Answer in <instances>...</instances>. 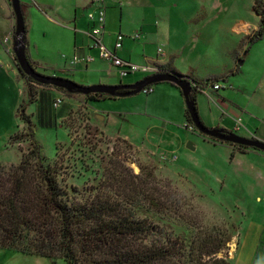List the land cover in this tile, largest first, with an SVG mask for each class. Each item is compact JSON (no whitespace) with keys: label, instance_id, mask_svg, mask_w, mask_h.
<instances>
[{"label":"rangeland","instance_id":"1","mask_svg":"<svg viewBox=\"0 0 264 264\" xmlns=\"http://www.w3.org/2000/svg\"><path fill=\"white\" fill-rule=\"evenodd\" d=\"M38 1L57 8L60 15H45L49 11L38 10L35 0H20L27 9L22 14L25 55L37 74L91 87L80 84L84 73L75 70H86L96 61L105 73L109 70L114 86L134 85L155 75H171L178 82L184 78L197 90L194 102L206 128L264 142V125H259L264 113V35L253 40L260 23L252 9L253 0H113L107 8L110 0H91L96 15L82 8L85 15L79 16L84 22L78 20L77 27L72 24L76 16L72 20L70 14L85 0ZM11 17L12 31L7 34V23L0 15V166L9 171L25 153L26 142L12 143L10 139L13 133L24 132L19 118L24 104L25 115L35 124L45 163L57 169L69 199L84 201L96 193L118 194V186L129 185L123 178L130 181L138 176L135 180L139 182L149 173L154 179L152 186L176 209L168 217L154 219L163 232L191 239L197 231L200 235L219 230L231 238L219 258L230 264H264L259 245L264 243V165L260 158L201 135L191 125L187 129L184 98L172 81L97 104L85 98L94 93L62 92L50 84L30 83L35 93L49 91L56 105L54 128L41 129L35 120L36 107L29 104L26 76L17 69L15 18ZM92 21L90 28L87 24ZM154 24L157 30L147 29ZM92 29L100 30L98 37L89 35ZM139 32L149 34L141 38ZM74 34L75 41H84L91 55L75 49ZM103 52L111 59H104ZM133 55L152 58L135 63L127 59ZM162 56L167 62L156 60ZM115 61L120 64L114 65ZM203 84L207 87L200 89ZM230 100L248 114H256L251 133L245 130V125H250L247 116L236 114ZM232 113L236 115L230 116ZM0 264L64 262L0 251Z\"/></svg>","mask_w":264,"mask_h":264},{"label":"trees","instance_id":"2","mask_svg":"<svg viewBox=\"0 0 264 264\" xmlns=\"http://www.w3.org/2000/svg\"><path fill=\"white\" fill-rule=\"evenodd\" d=\"M20 7L24 6L20 3ZM252 9L260 17L253 39L256 41L264 35V1L253 0ZM25 79L29 104L36 107L35 120L41 129H53L54 98L44 89L35 93L30 83L45 85ZM192 92L191 99L195 100L197 90ZM85 98L93 104L114 99L100 93ZM25 108L23 104L19 109L24 132L10 136L12 143H27L25 153L22 152L21 161L9 171L0 166V251H13L52 263L62 260L64 264H230L218 257L231 240L224 232L198 235L197 231L189 239L162 231L154 219L168 217L176 209L158 194L149 173L139 182L135 180L138 176L130 181L123 178L129 185L118 186V194L96 193L84 201L69 199L59 183L57 169L45 163L42 146L35 137V124L25 115ZM184 119L186 128L192 126L186 109ZM226 144L243 154L247 150L258 151Z\"/></svg>","mask_w":264,"mask_h":264},{"label":"water","instance_id":"3","mask_svg":"<svg viewBox=\"0 0 264 264\" xmlns=\"http://www.w3.org/2000/svg\"><path fill=\"white\" fill-rule=\"evenodd\" d=\"M10 4L13 11V16L15 18L13 53L15 55V60L17 61V67H18L17 69L26 77H30L31 79L37 81L38 83L50 84L57 88L64 89L67 92H71L73 89H76L75 92H79L84 95H87L89 93H100V94H106L114 98H121L130 95H135L149 85L157 84L164 81H172L173 83H177V85H179L182 96L184 98L186 110L190 117V121L195 127V129L201 135L212 138L221 143H229L232 145L245 146L264 153V142L260 140L247 139L244 137H240L234 133L221 131L219 129L206 128L198 116L194 100L190 99L191 97L190 95L192 92L191 85L189 81L188 80L185 81L184 78H180L178 82L174 80L171 77V75H155L146 78L143 81H139L134 85H119V86L97 85L91 87H80L68 80L43 77L37 74L29 65L25 55L24 19L20 8V0H10ZM122 91H126V92H122ZM188 148L190 149L191 147L188 146Z\"/></svg>","mask_w":264,"mask_h":264},{"label":"crops","instance_id":"4","mask_svg":"<svg viewBox=\"0 0 264 264\" xmlns=\"http://www.w3.org/2000/svg\"><path fill=\"white\" fill-rule=\"evenodd\" d=\"M9 1L10 0H0V15H1V17H3V19L6 21V23H7V25L5 26V32H8L7 34H11V31H12V26H13V21H12V17H11V15H13V11H12V8H11V5H9ZM37 1V2H36ZM89 2V3H88ZM91 0H85L84 1V3H82V4H79L78 6H77V8H75L74 10H73V13L72 14H70L71 15V17H72V20L74 19V17L76 16V18H77V20H75L72 24H73V26H75V27H77L78 25H79V21L78 20H81V21H83L84 22V18H81L80 19V16L79 15H85L84 13H85V11H88V14L89 13H93V15H96V7L94 6V5H92L91 3ZM110 2H113V0H110L109 2H106V8L107 7H110ZM87 3H88V5H87ZM34 4H35V6L37 7V9L39 10H48L49 12V14H45V15H60L59 13H57V8L56 9H54V8H52L51 6H46V5H44L42 2H40V1H38V0H35V2H34ZM89 4H91L90 6H89ZM23 6H24V4H22ZM84 6V7H83ZM23 8H25L24 9V14L27 12L26 10V7H23ZM82 8H85L86 10L85 11H83V9ZM105 15H107L106 14V12H105ZM82 17V16H81ZM163 19L165 20V18L163 17ZM93 21H92V24L91 23H88L87 24V26L88 27H90L91 28V25H93ZM156 23H158V22H156ZM151 27H155V30H157V27H156V25L154 24L153 26L152 25H149L148 27H147V29H150ZM89 28V29H90ZM142 29L143 28H141V30L140 31H142ZM153 30H154V28L152 29V32H153ZM76 34H77V30H76ZM76 34H74V47H75V49H77V51L80 53V54H92V52H90V53H87V51H86V44H85V42L83 43V42H78L77 40L75 41V37H76ZM139 34L141 35V38H144V35H148L149 34V32H146V33H141V32H139ZM84 36V35H83ZM10 41V40H9ZM9 43V42H8ZM84 44H85V47H84ZM76 45H78L79 46V48H76ZM121 58H123V59H125V56L123 55V54H121V53H119L118 54ZM164 55H166V54H164ZM167 55H170V54H167ZM150 59L152 58V57H149ZM147 56H144V55H142V56H139V55H133V56H128L127 57V59L128 60H130L131 62H132V59L134 60V62L135 63H143V62H145V61H147V59H149ZM70 59V58H69ZM159 63L160 62H167V60L165 61V59L163 58V56H162V58H157L156 59ZM31 62V61H30ZM67 62H68V64L70 65V62H69V60H67ZM71 66V65H70ZM100 66L101 65H99L96 61H94L93 63H91V64H89L88 65V67L86 68V70H84L83 69V71L82 70H78V69H76L75 71H78L79 73H84V80H82L81 82H80V84L81 85H84V86H93V85H107V86H114V85H117L114 81H112V79L110 78V76H111V74H108L109 73V70L108 71H106V73H105V71H103V70H101V68H100ZM80 69V68H79ZM64 72V71H63ZM179 72L180 73H184L185 74V72L183 71V70H179ZM90 74L92 75V76H90ZM66 77V76H65ZM112 77V76H111ZM68 78V77H67ZM71 80V79H70ZM182 96V95H181ZM198 98V97H197ZM56 99H58V98H56ZM183 99V98H182ZM183 101H184V99H183ZM230 104V106L233 108V111L237 114V113H241V114H243L245 117L247 116V118H248V122L250 123V125H245V130H246V132L248 131L249 133H251L252 132V129L251 128H253V125H252V121H253V119H254V117H256V114L255 113H251V115L250 114H248L243 108V110H241V109H239L238 108V106H237V104H236V102L235 101H228ZM94 104H97V103H94ZM184 105H185V103H184ZM186 109V108H185ZM185 111V110H184ZM235 113H232V114H230V116H234V115H236ZM257 114H259V112H256ZM183 115H184V113H183ZM234 118H236V116L234 117ZM260 119L262 120V122H259V125L260 124H263L264 125V123H263V121H264V113H261V117H260ZM185 120V119H184ZM211 129V128H210ZM258 130H259V128H258ZM226 131V130H225ZM227 132H232V131H227ZM264 132V131H263ZM263 132H262V130H259L258 131V133H257V135H259V137H261V134H263ZM253 134H251V135H249V136H251V137H253L252 136ZM264 136H262L261 138H263ZM245 138H247V136L245 137ZM250 139H252V138H250ZM253 139H256V138H253ZM250 154H253V155H255V156H257V158H260V159H258L263 165H264V153H262V152H259V151H251L250 153H246L245 155H250ZM260 156H262V157H260ZM263 179H264V173H263ZM256 200L257 201H259V204H261V202H262V199L260 198V197H257L256 198ZM243 226V225H242ZM241 231H242V229H241ZM244 232V231H243ZM242 239V238H241ZM240 245H241V241L239 242V245H238V249H237V251L239 250V247H240ZM260 246H261V248L264 250V243H262V242H260V244H259ZM237 251H235V252H237ZM234 252V253H235ZM231 258H232V254H231Z\"/></svg>","mask_w":264,"mask_h":264},{"label":"built area","instance_id":"5","mask_svg":"<svg viewBox=\"0 0 264 264\" xmlns=\"http://www.w3.org/2000/svg\"><path fill=\"white\" fill-rule=\"evenodd\" d=\"M90 15H92V14H90ZM99 17H103V15H102V13L100 12L99 13ZM91 19H93V16L91 17ZM90 34V36L91 37H93V38H96V37H98L99 35L98 34H100V30H98V29H96V30H91L90 32H89ZM97 39H99V38H97ZM103 48V47H102ZM104 49V48H103ZM102 57L104 58V59H111V57H110V54L107 52H103V55H102ZM120 63L119 62H114V65H119ZM124 68H125V66H123ZM118 68V70H122L121 68H119V67H117ZM131 69V68H130ZM214 89H217V87H215ZM55 108H56V105H55ZM190 127H187V129H189ZM238 128H235V130H237ZM262 257L264 258V251H263V253H262Z\"/></svg>","mask_w":264,"mask_h":264},{"label":"clouds","instance_id":"6","mask_svg":"<svg viewBox=\"0 0 264 264\" xmlns=\"http://www.w3.org/2000/svg\"><path fill=\"white\" fill-rule=\"evenodd\" d=\"M192 126H193V124H192ZM190 127V126H189ZM192 128H194L195 129V127L193 126ZM215 129H217V128H215ZM197 131V130H196ZM231 133H234L235 134V132H231Z\"/></svg>","mask_w":264,"mask_h":264}]
</instances>
